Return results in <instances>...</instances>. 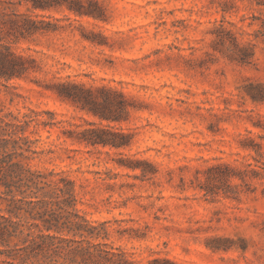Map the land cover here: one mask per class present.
<instances>
[{
    "label": "rangeland",
    "instance_id": "rangeland-1",
    "mask_svg": "<svg viewBox=\"0 0 264 264\" xmlns=\"http://www.w3.org/2000/svg\"><path fill=\"white\" fill-rule=\"evenodd\" d=\"M98 1L106 21L45 12L67 14L61 24L71 26L11 45L40 69L0 80V114L50 112L55 122L25 132L37 152L29 165L73 179L77 207L107 221L106 242L134 259L264 264V147L261 157L241 147L247 137L264 144V0ZM89 31L103 43L84 39ZM226 33L249 63L230 58L241 51L219 41ZM64 80L120 93L133 107L120 121L99 120L57 97L53 85ZM89 122L131 133L130 145L66 137ZM220 163L259 176L205 194L217 172L208 168ZM148 164L155 173L143 176Z\"/></svg>",
    "mask_w": 264,
    "mask_h": 264
},
{
    "label": "trees",
    "instance_id": "trees-1",
    "mask_svg": "<svg viewBox=\"0 0 264 264\" xmlns=\"http://www.w3.org/2000/svg\"><path fill=\"white\" fill-rule=\"evenodd\" d=\"M51 11L106 21L105 9L98 0H0V80L23 78L40 69L34 58L16 54L11 45L71 26V23L61 24L68 20L67 14L63 19L45 14ZM81 35L91 43H103L94 38L97 35L92 31ZM217 37L223 44L229 41L241 51L230 56L231 59L241 64L250 62L252 54H247L246 47L239 46L229 34ZM53 88L58 98L99 120L120 121L118 115L127 114L133 107L122 94L104 87L86 88L81 83L64 80ZM46 114L48 120L38 119L41 114L33 110L21 117L10 112L0 114V206L3 205L0 207V264H177L159 257L137 260L114 248L106 242L107 221H91L77 207L79 198L73 179L29 165L28 161L37 152L25 132L30 127L34 132L39 125H54L53 114ZM66 137L86 146L120 149L128 147L133 136L89 122L79 131H67ZM259 138L264 141L263 136ZM241 147L252 149L261 157L264 144L247 137ZM134 163L128 161L125 165L138 167ZM148 166L149 170L141 168L143 176L155 173ZM208 170L217 172L211 173L205 194H215L220 189L219 183L232 189L236 187L228 182L234 178L245 183L247 178L259 176L257 170H240L226 163ZM261 192L264 195V189Z\"/></svg>",
    "mask_w": 264,
    "mask_h": 264
}]
</instances>
